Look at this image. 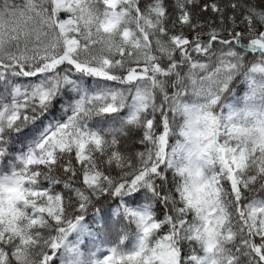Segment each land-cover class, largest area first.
Instances as JSON below:
<instances>
[{"label": "snow or ice", "instance_id": "1", "mask_svg": "<svg viewBox=\"0 0 264 264\" xmlns=\"http://www.w3.org/2000/svg\"><path fill=\"white\" fill-rule=\"evenodd\" d=\"M0 264H264V0H0Z\"/></svg>", "mask_w": 264, "mask_h": 264}]
</instances>
